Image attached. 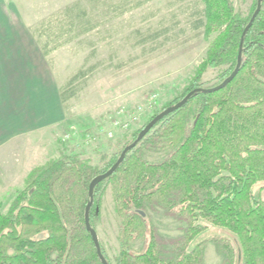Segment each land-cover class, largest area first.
Masks as SVG:
<instances>
[{
  "label": "trees",
  "instance_id": "trees-1",
  "mask_svg": "<svg viewBox=\"0 0 264 264\" xmlns=\"http://www.w3.org/2000/svg\"><path fill=\"white\" fill-rule=\"evenodd\" d=\"M201 1L200 23L205 36L213 38L183 91L154 111L129 138L125 136L111 156L103 155L101 164L72 154L34 167L8 210L0 209V264H103L85 223L91 181L118 160L157 114L191 90L216 86L233 72L242 34L258 0L248 16L236 11L233 0ZM63 15L62 19L60 13L51 16L42 22L46 28L32 31L46 57L94 27L81 1L67 6ZM57 20L60 24H55ZM242 53L233 80L216 91L194 92L95 186L90 209L93 228L107 186L120 218L115 263L101 245L110 264H209L205 262L209 241L222 256L220 264H264V0L244 37ZM210 67L225 68L218 82L204 86L201 79ZM85 73L80 70L68 84ZM67 89L59 88L64 108L76 93ZM147 151L161 156L152 160ZM149 210H162L184 221L183 233L174 238L161 234L149 222ZM210 226L230 232L236 249L221 236L196 242ZM147 236L145 248L136 250V240Z\"/></svg>",
  "mask_w": 264,
  "mask_h": 264
},
{
  "label": "rangeland",
  "instance_id": "rangeland-1",
  "mask_svg": "<svg viewBox=\"0 0 264 264\" xmlns=\"http://www.w3.org/2000/svg\"><path fill=\"white\" fill-rule=\"evenodd\" d=\"M76 1L85 6L94 27L44 56L32 31L46 28L42 22L51 16L60 13L62 19L66 7ZM233 2L237 12L248 16L255 0ZM203 7L201 0H0V35L6 29L20 33L27 49L29 44L33 45L26 50L25 58L40 61L45 74L60 88L76 91L68 107H63L61 124L44 131L41 137L20 139L2 149L8 151L6 157L14 169V178H7L0 165L1 211L6 212L17 191L25 188L30 169L51 158L72 154L101 164L103 155L111 156L125 136L129 138L154 111L183 91L206 57L213 38L205 36L200 23ZM58 23L57 20L55 24ZM42 39L46 40V35ZM224 68H208L201 79L204 86L218 82ZM80 70L86 73L68 84ZM121 110L141 113L121 129L112 123L117 116L121 117ZM160 156L147 151L152 160ZM148 215L149 222L167 237L181 235L186 226L184 221L166 216L162 210H149ZM119 223L112 190L107 186L95 228L112 263L120 249ZM217 236L230 239L236 249L233 235L220 227L210 226L196 242ZM148 238L137 239L134 248L144 249ZM221 261L215 244L209 241L205 262Z\"/></svg>",
  "mask_w": 264,
  "mask_h": 264
},
{
  "label": "crops",
  "instance_id": "crops-1",
  "mask_svg": "<svg viewBox=\"0 0 264 264\" xmlns=\"http://www.w3.org/2000/svg\"><path fill=\"white\" fill-rule=\"evenodd\" d=\"M6 30L0 35V165L11 180L14 169L2 149L20 139L41 137L61 124L65 109L58 83L45 74L40 61L25 58L33 45L27 49L20 33Z\"/></svg>",
  "mask_w": 264,
  "mask_h": 264
},
{
  "label": "water",
  "instance_id": "water-1",
  "mask_svg": "<svg viewBox=\"0 0 264 264\" xmlns=\"http://www.w3.org/2000/svg\"><path fill=\"white\" fill-rule=\"evenodd\" d=\"M262 8V0H258L257 1V8L254 11L251 20L249 21V23L247 24V26L244 29V32L242 34L241 37V42H240V49H239V54H238V62L236 65V68L233 70V72L227 77L225 78L220 84L213 86V87H199V88H195L193 90H191L190 92H188L183 99H181L180 101H178L177 103H175L174 105L168 107L167 109L163 110L162 112H160L159 114H157L152 120H150L145 126L144 128L139 132L137 138L130 143L129 145H127L123 151L121 152V155L119 156L118 160L105 172L99 174L98 176H96L95 178H93V180L90 183L89 186V194L91 197L90 202L88 203L87 207H86V212H85V223H86V227L87 229L90 231L92 238L95 242L99 257L102 261L103 264H110L108 262V260L106 259V257L104 256V254L102 253V249H101V245H100V241H99V236L97 233V230L95 228H93V226L91 225L90 222V209L91 206L94 202V188L97 184H99L101 181H103L104 179H106L108 176H110L120 165V163L122 162V160L124 159L125 155L127 154V152L132 149L133 147H135L137 145V143L150 131V129L160 120L162 119L165 115L169 114L170 112L178 109L179 107L183 106L187 100L191 97V95L194 92L197 91H216L219 90L223 87H225L231 80H233V78L237 75L241 64H242V52H243V43H244V37L247 33V31L250 29V27L252 26L254 20L256 19L257 15L259 14L260 10Z\"/></svg>",
  "mask_w": 264,
  "mask_h": 264
},
{
  "label": "built area",
  "instance_id": "built-area-1",
  "mask_svg": "<svg viewBox=\"0 0 264 264\" xmlns=\"http://www.w3.org/2000/svg\"><path fill=\"white\" fill-rule=\"evenodd\" d=\"M141 112L137 111L135 113H132L129 110H121L120 112H118L119 115H121V117H116V119L113 120V127H119L121 129H125L126 127L129 126V124L131 122H134L135 120L138 119L139 115ZM126 117V119H122L123 117ZM110 133L112 134V131H110ZM67 134H70L69 132ZM66 137H69V135H66Z\"/></svg>",
  "mask_w": 264,
  "mask_h": 264
}]
</instances>
